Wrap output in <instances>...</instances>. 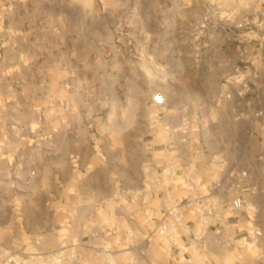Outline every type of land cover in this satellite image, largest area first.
<instances>
[{
	"label": "rangeland",
	"instance_id": "rangeland-1",
	"mask_svg": "<svg viewBox=\"0 0 264 264\" xmlns=\"http://www.w3.org/2000/svg\"><path fill=\"white\" fill-rule=\"evenodd\" d=\"M259 53L264 0H0L3 253L115 264L109 246L121 239L148 254V232L166 223L167 235L183 206L202 207L167 200L179 172L170 165L161 182L166 149L198 169L205 144L234 161L236 135L262 132L261 109L243 114L231 92L253 88L244 72ZM239 173L238 194L251 190ZM39 208L40 229L29 224Z\"/></svg>",
	"mask_w": 264,
	"mask_h": 264
},
{
	"label": "crops",
	"instance_id": "crops-1",
	"mask_svg": "<svg viewBox=\"0 0 264 264\" xmlns=\"http://www.w3.org/2000/svg\"><path fill=\"white\" fill-rule=\"evenodd\" d=\"M254 60L244 72L247 81L255 79L253 88L248 85L243 96L238 93L239 88H231V92L236 101L247 105L240 106V112L251 116L261 109L264 118V56L259 53ZM238 135L233 147L234 161L223 159L226 153L217 142L214 146L205 144L204 166L198 169L186 166L188 154L180 153L177 146L166 149L157 169L163 172L161 182L169 177L170 165L179 172V179L166 187L167 200L178 202L188 198L202 207L197 211L183 206L181 224L172 225L167 235L148 232L143 240L144 244L149 242V253L144 257L141 246L130 249L127 240L110 242L115 264H264V127L254 140L246 141ZM256 142L258 150H254ZM241 170L249 172L251 190H244V205L234 210L231 202L239 192ZM140 181L142 175L137 183ZM30 217L29 224L38 229L46 227L40 208L38 212L32 210ZM250 229L260 230L261 234H249Z\"/></svg>",
	"mask_w": 264,
	"mask_h": 264
},
{
	"label": "built area",
	"instance_id": "built-area-1",
	"mask_svg": "<svg viewBox=\"0 0 264 264\" xmlns=\"http://www.w3.org/2000/svg\"><path fill=\"white\" fill-rule=\"evenodd\" d=\"M152 103L155 106H163L166 104V99L164 97V95L162 93H156L155 95H153L152 97ZM239 117L236 116V120H238ZM173 170V172L175 171V169L172 167L171 168ZM189 204H191V202H193L192 199L188 200ZM244 205V198H243V194H237L234 196V198L232 199V207L234 210H239L240 208H242V206ZM172 213V210H169V214ZM168 229V226L166 223H163L162 225H160L159 227V232L161 234L165 233ZM249 233L254 234V235H260L261 231L257 230V229H252L249 231ZM7 263H13V264H17V262H15L13 256L11 254H5L3 253L2 247L0 246V264H7Z\"/></svg>",
	"mask_w": 264,
	"mask_h": 264
}]
</instances>
